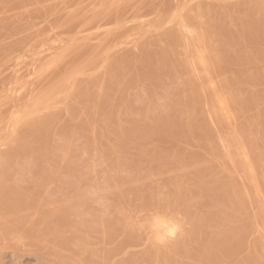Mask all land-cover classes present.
I'll list each match as a JSON object with an SVG mask.
<instances>
[{"label":"bare ground","instance_id":"1","mask_svg":"<svg viewBox=\"0 0 264 264\" xmlns=\"http://www.w3.org/2000/svg\"><path fill=\"white\" fill-rule=\"evenodd\" d=\"M70 8L73 40L100 30L92 70L74 62L0 118V264H264V0ZM44 89L72 90L68 119L27 108ZM82 136L98 165L79 160Z\"/></svg>","mask_w":264,"mask_h":264},{"label":"rangeland","instance_id":"2","mask_svg":"<svg viewBox=\"0 0 264 264\" xmlns=\"http://www.w3.org/2000/svg\"><path fill=\"white\" fill-rule=\"evenodd\" d=\"M73 1H75V0H64V1L63 0H0V118L5 119L6 122L9 119L8 115L11 114V109L13 111H14V109L17 110V109H19L18 108L19 106H20V108H23V106L21 104H24V101L30 97L29 94H27L28 92L31 95V93L34 94L33 90L39 91V88L42 89V88H44V86L46 88H48L47 83L50 84V82L54 78V77L52 78V76H56L60 72L72 71L73 67L71 68V65L75 66V65H73L74 62L78 63V64H76V67H74L75 69L78 67L80 68V66L83 65V67L81 66V69L84 70V68H86V66L84 67V64H81L83 62V59L84 60L91 59V53L93 52L91 49H93L92 46L95 45V43L93 42L95 40H88V39H89V37L93 38L94 35L97 34L100 30H98V28H91L90 29L91 34H90L89 30L86 31L87 33L90 34V36H88L89 34H87V35L85 34V36H88V37H86L87 39L86 38L84 39L81 37L84 34H82V35L79 34L78 35L79 40L78 39L73 40L72 37H77L75 34L76 31L74 32L75 27L73 26V25H75V26L77 25V20L73 17V15H75L76 13L72 14V10L70 8ZM64 7L66 10L64 9ZM68 8H70V9H68ZM65 16H66V19H65ZM74 23H76V24H74ZM57 24H58V26H56ZM129 24H131V23H129ZM116 25L117 24H115V23L114 24L111 23V24H109V26L107 25V27L113 28L114 26L116 27ZM72 26H73V28H72ZM70 27H71V29H70ZM54 28H55V30H54ZM76 28H77V26H76ZM64 29H67V30H65L66 32L64 31ZM58 30H60V31H58ZM75 30H77V29H75ZM92 30H94L93 33H92ZM49 31L52 32L51 33V35L53 34L52 37L50 34H47V33H50ZM53 31H54V33H53ZM55 31L56 32L58 31V32L55 33ZM40 32H41V34H40ZM68 35H69V37H68ZM134 35L138 36L139 34L137 31L136 32L134 31L133 35H131V36H134ZM130 37H128V38H130ZM41 38L43 39V41ZM95 38L96 37H94V39ZM132 38L134 40L130 38L132 40L131 42L129 40H127V41H129L126 43L127 46L121 47L123 49V50L121 49L122 52L124 51L125 53H127V52L130 53L132 51L134 54L135 51L137 50L135 53V54H137V52L139 51L137 48L140 44V40L137 37H132ZM70 39L73 41H70ZM80 39H82V40H80ZM60 40H61V43H60ZM65 40H67V41L69 40L68 43L65 42ZM76 40L78 41V44L76 43L77 42ZM85 40H86V44H84ZM62 42H65L64 44H65L66 49H68V48H71V49H68V51L66 49L63 50L64 44ZM80 42H81V45L84 44L83 46H85V47L81 46ZM91 42L94 44H92ZM134 42H136V43H134ZM87 44H88V46H90V48L87 46ZM58 46H60V47H58ZM68 46H70V47H68ZM78 46H80V48H78ZM56 47H58V48H56ZM75 47H76V49H81V50L76 51V49H74ZM125 47H129V48L127 49ZM72 49H74V51L76 52V53H74V55H73V53H71V52H74ZM124 49H127V50H124ZM53 50H54V52H53ZM56 51H57V53H55ZM58 52L61 54H59ZM84 52L87 54L89 53V54L87 55ZM132 52H131V54H132ZM51 53L53 54L52 55L53 59L51 58V60H49L51 57ZM75 54H78V55H76V57H75ZM59 55H62L61 58L64 56L63 57L64 58L63 60H65L64 62L62 59L61 60L59 59L60 61H56V58H60ZM50 61H53V63ZM79 61L81 64L80 66H78ZM87 61H89V60H87ZM57 62L58 63L60 62V63L57 64ZM87 63L88 62H86V64ZM92 64L93 63H91L90 65H87V68H86L87 70H84V71L80 70V71H82L80 73H83V72L88 73L90 70H92V68H91ZM69 65H70V67H69ZM56 66H57V68H55ZM88 66H91V67L88 68ZM93 66H94V64H93ZM61 67H62V70H61ZM68 67L71 68V70H68L69 69ZM99 70H100V73H98V74L101 77L105 71L104 67H100ZM78 73H79V70L77 73H74V77H75V74L80 75ZM81 76L87 77V75H85V74L84 75L81 74ZM77 77H80V76H76L75 79H77ZM44 79H47V82ZM50 79H51V81H50ZM79 79L83 80L84 78L82 79L80 77ZM37 82H39V83H37ZM37 84H38L39 88H38ZM40 85L42 87H40ZM133 86L136 87V85H133ZM135 87H133L132 90L136 89ZM32 88H34V89L32 90V92H30ZM29 89H30V91H29ZM44 90H43L44 93L42 95L39 94L40 93L39 92L37 96H38L39 100L40 99H42L43 101L45 100V103H46L49 101H46V99H47L46 96H45L46 99H44V95L45 94L48 95V93H49V96H51L49 98H52V99H50V102H49L50 104H48L50 106V108L44 107L42 105H38V104H43V102L38 103L39 100L36 99V96L34 97L36 100L34 98L33 99L35 101H37L38 104L35 102V104H36V106H35L34 102H33V105L30 103V105L27 106V108L29 109L31 107V108H33V110H31V108H30V110L33 112H36V109H38V108L40 109V107H42L44 110L40 109L38 111L40 112V114L44 113L43 116L49 115L50 112H51V114H53V112H56V111H57V114L62 112L63 114H58L61 116V117L58 116L60 118L59 120L61 121L63 119V117L66 120V118L68 117V114H65L63 110L66 111V109L69 106H71L69 104H72V101H73L72 93L70 95V98L72 97V99H70V98H67V94H66V96H64V95L62 96V94H64L65 91H61L60 89L58 91L59 93L54 92V93H51V95H50V91H48V90L44 91ZM60 91L62 94L60 93ZM71 91H68V92H71ZM136 91H137V89H136ZM68 92H65V93H68ZM55 94L58 96L60 94L61 97L60 96L58 97ZM15 95H18V96L15 97ZM7 96H9V99L6 98ZM68 97H69V94H68ZM13 98H14V100H12ZM51 101H52V103H51ZM4 102H6V103H4ZM13 102L15 105L13 104ZM9 103H11V104H9ZM19 103H21V104H19ZM259 103L262 106H264V98H262V100H260ZM48 105H46V106H48ZM51 105H53V106H51ZM7 107L8 108L10 107V108L8 109ZM28 109H26V110L28 111ZM24 110H23V112L25 114L26 111H24ZM46 110H47L48 114L46 113ZM58 111H60V112H58ZM40 114L38 116H42ZM20 115H22V114H20ZM1 119H0V121H2ZM232 119H235V120L232 121ZM232 119H231V122H233L232 123L233 128L237 127L238 131H239V129H241V125L238 126V124L241 122H238V120H240V119L237 118V116L236 117L234 116ZM5 121L3 120L2 122H0V129H1L0 132H3L2 128L4 127V125L6 123ZM234 122H237V123H234ZM97 123H99V122H97ZM235 124H236V126H234ZM229 128L226 125L225 126L221 125L219 127V132L220 133L222 132V134H224V133L226 134V133H228L227 130ZM46 136H48V137H46ZM46 136H44L46 139V141H45L46 143L44 141H42V143L44 142L43 144H46V145L42 144L43 147L46 146L44 148H47V147L49 148L50 146L52 147V145L54 146L55 145L54 140L51 138V136H49L48 133ZM44 137H43V140H44ZM84 137L85 136H82V138L77 139V146H78L77 153L79 152L78 154L80 157L78 156V154H76V155L78 156L79 160L82 159V160H80L81 162L84 161L83 164H85L84 166L86 168L90 167L92 165L91 162L93 164L96 163L98 165V163L101 162V159H99V157H97V154L95 152L94 153L96 154V156H95V154L94 155L92 154L93 153L92 150H91L92 151V153H91L89 151L90 149H87V148H89L87 146L88 145V143H87L88 139H87V137H85V138ZM159 142L164 146L167 145V142H168V146H169V143L171 141L169 142L168 139L164 138V139H161V141H159ZM86 146H87V148H86ZM1 147L5 148L6 145H2ZM98 156H99V154H98ZM85 162H87V163H85ZM101 166H103V165H101ZM254 205H256V204H254ZM259 225L261 226L260 223H259ZM259 225L257 227H255V229H257L259 227ZM261 227H259L257 230H255V229L253 230L252 237H253V235L254 236L257 235L256 232L258 233L259 232L258 230ZM177 230L178 229H176L174 236H176V234L178 233ZM258 235H259V233H258Z\"/></svg>","mask_w":264,"mask_h":264}]
</instances>
